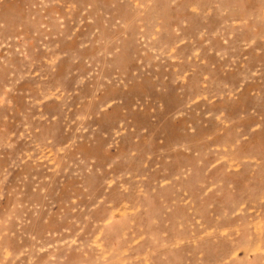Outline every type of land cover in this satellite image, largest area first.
Segmentation results:
<instances>
[{
	"label": "rangeland",
	"instance_id": "1",
	"mask_svg": "<svg viewBox=\"0 0 264 264\" xmlns=\"http://www.w3.org/2000/svg\"><path fill=\"white\" fill-rule=\"evenodd\" d=\"M0 264H264V0H0Z\"/></svg>",
	"mask_w": 264,
	"mask_h": 264
}]
</instances>
